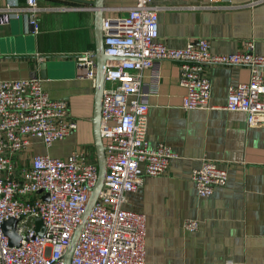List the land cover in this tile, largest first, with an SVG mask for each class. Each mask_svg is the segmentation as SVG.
<instances>
[{
    "label": "built area",
    "instance_id": "2783aa9c",
    "mask_svg": "<svg viewBox=\"0 0 264 264\" xmlns=\"http://www.w3.org/2000/svg\"><path fill=\"white\" fill-rule=\"evenodd\" d=\"M43 9L40 0L0 4V23L26 18L38 33ZM125 9V14L103 19L105 52L116 57L107 62L102 97L106 174L71 264H154L146 258V214L124 204L144 175L166 172L177 154L168 143L153 144L147 137L149 98L159 92L165 60L181 64L182 107L189 110L214 107L211 65L249 67L250 80L229 87L225 108L245 112L249 126L264 124V54L256 51L254 40L231 53L214 52L208 38L171 47L160 40V9L153 0H135ZM78 59L96 83L95 51ZM43 81L33 71L23 79H0V264H65L64 254L98 179V163L84 151L66 157L31 152L34 139L51 146L78 128L68 101L51 98ZM191 177L198 193L207 196L227 183L228 168L206 157ZM12 217L18 219V244L10 243L3 228ZM37 218L42 219L39 229ZM185 225L196 229L198 220L187 219Z\"/></svg>",
    "mask_w": 264,
    "mask_h": 264
},
{
    "label": "crops",
    "instance_id": "0c3cea01",
    "mask_svg": "<svg viewBox=\"0 0 264 264\" xmlns=\"http://www.w3.org/2000/svg\"><path fill=\"white\" fill-rule=\"evenodd\" d=\"M26 0H0L1 5ZM94 0H40V31L26 18L0 23V79H22L41 70L32 56H53L43 77L53 99L68 101L78 128L46 146L34 139L31 152L66 157L84 151L97 161L94 137L96 83L78 57L95 46ZM153 0L159 6L160 40L184 47L208 38L216 53H231L254 40L264 54V1ZM135 0H105L104 17L122 15ZM109 7H118L111 10ZM65 8V9H64ZM181 64L165 60L159 92L149 98L147 137L166 142L177 153L169 169L144 175L129 192L125 208L146 214V258L154 264H264V124L249 126L247 114L225 108L231 85L250 80V68L215 64L209 67L210 109L182 107L186 88L180 84ZM41 75V74H40ZM206 157L228 168V181L202 196L191 177ZM187 219H197L189 229Z\"/></svg>",
    "mask_w": 264,
    "mask_h": 264
},
{
    "label": "water",
    "instance_id": "95a60500",
    "mask_svg": "<svg viewBox=\"0 0 264 264\" xmlns=\"http://www.w3.org/2000/svg\"><path fill=\"white\" fill-rule=\"evenodd\" d=\"M88 4L95 9V58H96V104H95V113H94V137H95V148L97 153V163H98V179L96 184L92 188L91 195L88 199L84 212L82 214L81 220L75 229L74 235L72 237L71 243L68 246L64 258L65 264H71L73 251L75 245L79 239V236L82 232L84 224L87 220V217L99 195V192L103 186L105 174H106V154H105V144L101 134V111H102V97L103 91L105 87V70L108 60L115 59L116 57L110 56L106 54L104 49V33H103V19L105 9L107 5L105 4V0H94L89 1ZM53 56H39L33 55L32 58H36L38 60V65L41 70L40 74L42 77L46 75V68L47 66L50 67V62H45L43 59H48ZM26 78V77H25ZM23 79V78H22ZM17 218H10L3 223L4 231L10 237L11 244H18L21 238V235L16 231V222ZM38 229L42 225V219L37 218ZM43 232V230H40Z\"/></svg>",
    "mask_w": 264,
    "mask_h": 264
}]
</instances>
